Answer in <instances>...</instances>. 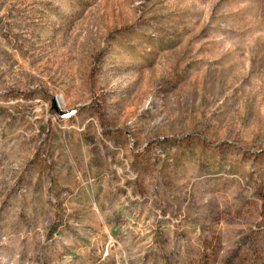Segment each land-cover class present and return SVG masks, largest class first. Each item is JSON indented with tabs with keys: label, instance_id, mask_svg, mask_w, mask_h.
Wrapping results in <instances>:
<instances>
[{
	"label": "rangeland",
	"instance_id": "obj_1",
	"mask_svg": "<svg viewBox=\"0 0 264 264\" xmlns=\"http://www.w3.org/2000/svg\"><path fill=\"white\" fill-rule=\"evenodd\" d=\"M0 264H264V0H0Z\"/></svg>",
	"mask_w": 264,
	"mask_h": 264
},
{
	"label": "bare ground",
	"instance_id": "obj_2",
	"mask_svg": "<svg viewBox=\"0 0 264 264\" xmlns=\"http://www.w3.org/2000/svg\"><path fill=\"white\" fill-rule=\"evenodd\" d=\"M69 114H71V113H68V116L65 115V114H63V115H65L64 118H65L66 120H68V118H70V117H71L72 115H74L75 113H72L71 115H69Z\"/></svg>",
	"mask_w": 264,
	"mask_h": 264
},
{
	"label": "built area",
	"instance_id": "obj_3",
	"mask_svg": "<svg viewBox=\"0 0 264 264\" xmlns=\"http://www.w3.org/2000/svg\"><path fill=\"white\" fill-rule=\"evenodd\" d=\"M65 115H67V116H68V113H67V114H65Z\"/></svg>",
	"mask_w": 264,
	"mask_h": 264
},
{
	"label": "trees",
	"instance_id": "obj_4",
	"mask_svg": "<svg viewBox=\"0 0 264 264\" xmlns=\"http://www.w3.org/2000/svg\"><path fill=\"white\" fill-rule=\"evenodd\" d=\"M64 120H66V119H64Z\"/></svg>",
	"mask_w": 264,
	"mask_h": 264
}]
</instances>
